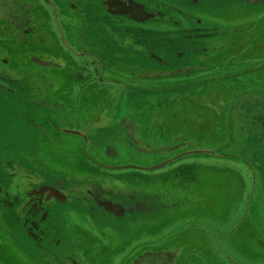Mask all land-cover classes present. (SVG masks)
I'll return each mask as SVG.
<instances>
[{"label": "flooded vegetation", "instance_id": "1", "mask_svg": "<svg viewBox=\"0 0 264 264\" xmlns=\"http://www.w3.org/2000/svg\"><path fill=\"white\" fill-rule=\"evenodd\" d=\"M215 7L243 14L221 24L205 20L203 13ZM189 44L192 50L183 47ZM191 73L193 81L182 85L204 88L208 94L235 93L226 83L234 81L242 89L247 77L261 83L264 0H0V95L10 84L23 90L29 104L23 111L35 126L28 140L35 144L33 151H20L14 162L0 158V229L10 242L7 253L0 245V259L13 264H106L118 255L120 264H243L221 244L215 259L208 251L212 257L206 258L196 240L193 258L184 257L190 252L181 255V246L150 250L142 243L136 254L130 248L139 226L148 230L151 220L163 221L170 208L191 206L193 197L176 199L161 185L150 192L147 176L139 175L147 167L109 162L156 151L146 143L153 134L143 133L129 100L133 94L179 90L178 79ZM103 86L109 88L105 101L85 96ZM216 101L203 104L219 118L225 105L218 99L215 106ZM251 108L249 121L257 124L264 107L254 102ZM150 117L152 124L162 125L165 136L163 111L152 109ZM240 120L236 136L244 113ZM15 136L22 140L20 133ZM170 139L173 144L161 151L182 145L178 134ZM111 142L125 145L126 152ZM43 154L55 159L57 177L52 181L45 180L39 163ZM25 158L32 165L22 168ZM61 158L75 160L59 166ZM125 168L131 170L126 180L118 171ZM181 169L176 168L169 183L175 190L187 189L182 181L187 170L192 176L190 169ZM19 171L26 176L13 180ZM29 175L32 182H26ZM257 206L254 215L259 217L261 204ZM244 219L219 234L229 237ZM81 234L98 239V262L87 258Z\"/></svg>", "mask_w": 264, "mask_h": 264}, {"label": "rangeland", "instance_id": "2", "mask_svg": "<svg viewBox=\"0 0 264 264\" xmlns=\"http://www.w3.org/2000/svg\"><path fill=\"white\" fill-rule=\"evenodd\" d=\"M220 8L209 9L213 12L203 13V18L205 20L210 18L211 21L221 24L225 19L228 21L243 14L240 10L225 11ZM183 47L193 49L190 44ZM192 79L193 73L190 76L180 77L178 82L179 85H182L189 81L192 82ZM243 82L244 88L242 89H238L239 83L234 81L226 83L232 86L235 93L226 90L223 93L208 94L204 88L193 89V86L186 88L185 85H182L179 90L151 94L140 93L131 96L129 103L137 117L136 122L143 133L144 130H149L153 134V137H149L146 143L156 151L144 156L139 155L138 158L134 157L132 160L124 155L123 157L117 156L109 162L111 164L132 163L147 167L139 175L147 176L151 187L150 192L158 190L153 187L161 185L162 191L171 193L176 199L193 197L191 206L170 208L163 221L151 220L148 230L139 226L134 234L135 238L130 244L134 254L146 247L151 250L159 247L174 249V246H181V255L184 252H190L184 257L193 258V240H196V244L204 249L202 254L206 258L210 259L213 256L215 259V253L221 244L226 253L239 263H264V111L260 112L261 121L257 124L250 122L248 118L252 113L251 107L254 102L260 107H264V78L261 83L249 77ZM168 83L173 86V82ZM240 83L242 84V82ZM157 84L161 83L152 82L151 86ZM14 86V84L8 85L10 89L0 95V154L5 155L0 158L10 162L18 159L17 155L20 154V151L22 153L23 151H33L31 145H35L28 141L35 126L30 125L28 116L23 111L24 107H29L28 100L23 90L16 89ZM107 89L109 88L105 86L98 87L90 90L85 96L97 99L98 95L103 102L108 97V94H105ZM118 96L121 97L119 94ZM216 98L217 101L218 99L223 101L225 105L219 118L206 109V104H203L208 101L215 102ZM215 106H218V102L215 103ZM152 109L153 113L163 111V123H166L164 128L166 134L163 137H161L162 125L160 129L156 123H151V117L147 118ZM228 113L231 117L229 121L227 120ZM242 113L245 114L246 120L243 129L240 130V135L236 136L237 120L240 116L242 123ZM42 128L47 130L44 126ZM18 133L22 136V140L15 136ZM174 133L181 136L182 145L175 151H161L173 144L170 138ZM111 145L118 151L126 152L125 145L123 146L119 142L115 144L111 142ZM177 155L178 158L166 165L148 169ZM42 156L43 159H40L39 163L44 166V174L47 175L45 180L52 181L57 177L54 168L55 159H48L46 154ZM25 159L27 161L22 160L21 162L22 168L32 165L30 158ZM72 160L75 159L63 158L59 166H67ZM79 164L88 163L79 162ZM185 167L192 171L191 177L188 170L182 176V181H187V189L175 190L173 186H169V183L175 179L176 168H182L181 171L184 172ZM255 170L258 171L257 175ZM21 171L13 180L19 176H26ZM118 171H121L120 176H126L124 179L126 180L128 172L131 170L125 168ZM33 172L34 170L32 174ZM27 181H33L31 175L27 177ZM251 198L252 200L249 202ZM258 203L261 204V210L258 214L259 217H256L254 209L258 213ZM254 204L256 205L254 206ZM250 212L252 217H249ZM244 215L243 223L245 224H240L233 234L227 238L219 234L231 230L242 220ZM258 218L259 222L256 224ZM78 223H82V221H78ZM253 227H257L258 231ZM13 236L15 239L17 238L16 233ZM255 236L260 239H256ZM0 237V245H4L5 253H7L10 242L3 235L1 229ZM82 238L87 258L98 262V258H96L98 239L91 235H82ZM238 238H240V242ZM209 241L212 242L209 244ZM142 243L147 246L140 247ZM136 246L138 247L135 248ZM116 257L118 258H112L106 264H120L121 256L117 255ZM0 264H13V262L3 257L0 259Z\"/></svg>", "mask_w": 264, "mask_h": 264}]
</instances>
